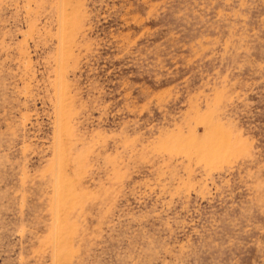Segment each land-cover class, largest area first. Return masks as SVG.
I'll return each mask as SVG.
<instances>
[{
  "label": "rangeland",
  "instance_id": "obj_1",
  "mask_svg": "<svg viewBox=\"0 0 264 264\" xmlns=\"http://www.w3.org/2000/svg\"><path fill=\"white\" fill-rule=\"evenodd\" d=\"M0 264H264V0H0Z\"/></svg>",
  "mask_w": 264,
  "mask_h": 264
}]
</instances>
